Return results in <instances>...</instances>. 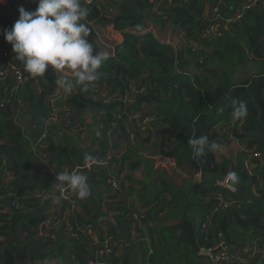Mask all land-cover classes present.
Segmentation results:
<instances>
[{
	"label": "trees",
	"instance_id": "1",
	"mask_svg": "<svg viewBox=\"0 0 264 264\" xmlns=\"http://www.w3.org/2000/svg\"><path fill=\"white\" fill-rule=\"evenodd\" d=\"M103 1V4L93 2L84 6L81 0L88 10L84 21L90 28L88 40L94 51L103 52L95 38V25H111L121 33L122 40L115 44L113 56L109 55L98 70L99 78L95 83L103 88L102 91L76 84L78 92L68 99V103L77 109L93 107L100 110V116L105 117V130L100 127L98 131L106 137L107 143L110 141L108 147L113 142L110 135L115 130L127 131L124 124L130 125L128 116L144 109L146 114L156 116V122L152 123L154 127L158 122L160 127L161 122L170 127L158 133L159 151L174 157L180 167L191 156L188 169H199L201 174L200 183L193 185L192 192L186 197L189 198L188 211L183 213L178 223L163 227L162 237L154 235L158 226L151 228V243L148 247L144 245L147 248L146 263L181 264L179 261L182 256L193 259L191 255L194 253L206 258L198 254L199 246L207 244L214 247L223 242L236 247L251 234L263 237L260 247L264 249V4L255 3L243 8L247 0H161L158 12H154L150 0ZM217 4L219 17L213 21L210 13ZM105 5L110 6L112 12H107ZM21 6L27 11H34L37 3L36 0H0V37L19 18L17 9ZM213 22L214 32L207 33ZM145 27L153 29L147 30ZM165 27L171 29L168 42L159 40L152 33L157 28ZM12 58L13 64L23 66L16 59V53L12 54ZM2 59L5 61V58ZM249 61L257 66L258 72L242 81H235V69ZM186 68L193 69L194 74L185 71ZM3 81L0 85V100L3 102L0 106V208H3L4 213L0 221V264H25L27 260L44 258L49 259L51 264H87L86 257L96 256L94 251L99 241L93 244L89 237L93 232L86 228V237L79 240L69 237L67 225L76 222L80 227L90 224L94 228L98 216L103 212L111 214L116 225L115 213L121 216L131 213L132 218L134 214L137 216L134 221H138L140 215L127 207L130 206L127 199V203L124 202L125 173L113 171V161H108L107 175L100 174L104 181L107 179L108 186L97 192L92 188L91 196L83 199V205H92L86 210L89 209L87 212L93 217L86 221L78 219L77 215L66 211L67 204L64 202L62 209L50 216L55 223L53 229L43 230L38 235L35 226L42 219L40 207L43 201L36 198L34 193L50 191L49 184L53 182V176L50 173L41 176L28 170L41 165V159H49L53 169L59 168L67 156L65 152L70 153L72 149L63 150L57 155L52 153V147L49 146L52 125L47 128L45 138H41V131L35 140L28 143L20 126L14 121V110L22 112L21 107L33 104L31 110L35 114L31 116L35 118L44 99L57 88V72L50 67L43 77L28 74L26 81L18 87L13 72H9ZM131 82L136 87H146L147 93L134 96L128 102H104L100 96L102 93L128 95L131 91L124 90ZM233 100L246 102V117L233 119ZM148 104L151 107L145 109ZM119 111L123 113L116 120L117 129L110 125ZM220 123L229 127L228 134L245 145V149L231 159L219 150L207 148L204 155L195 156L189 141L207 136L209 144L219 145L221 136L227 133L221 136L216 133L214 128ZM133 133L132 138L135 139L136 133ZM152 136V132L147 129L145 140L148 141ZM107 143L104 142L105 145ZM253 152H259L261 156L253 160L255 167L252 169L253 174L249 175L244 159ZM66 163V170L73 171V166ZM77 163L85 166L89 162L81 157ZM98 167L91 166L93 177ZM5 170L10 173L8 182L4 181ZM233 171L237 173L239 181L233 186L234 191H231L220 183L228 172ZM121 174L119 189H112L109 186L110 177ZM228 183L231 184L230 181ZM218 192L231 201L229 207L219 206L215 197ZM179 194L182 193L168 184L161 188L154 196V202L158 203L154 205L155 221L166 218L168 207H171L174 199L176 202L179 198L186 199ZM14 196L20 198L24 211H16L10 205ZM75 198L78 201L80 199L76 194ZM167 198L171 199L168 201ZM145 206L151 207L149 204ZM132 218L129 221H133ZM116 225H98L101 229L99 240L106 235L115 237ZM114 241L111 253L104 255L109 264L118 261L115 256L118 242L116 238ZM166 244L170 248L162 254L160 248ZM179 249H182L180 256L176 254ZM257 256L249 261L253 262Z\"/></svg>",
	"mask_w": 264,
	"mask_h": 264
},
{
	"label": "crops",
	"instance_id": "2",
	"mask_svg": "<svg viewBox=\"0 0 264 264\" xmlns=\"http://www.w3.org/2000/svg\"><path fill=\"white\" fill-rule=\"evenodd\" d=\"M101 28L104 29L105 33H107V40L109 42L113 41V44H111L113 47L116 43L122 40L121 33L115 30L111 25L101 26ZM101 28L97 26L96 30L100 31L102 30ZM146 28L148 29L149 27H145L144 29ZM144 29L141 31H144ZM155 31H159V29L157 28V30H154L152 32L157 38L158 36L155 34ZM109 32L111 33V35L109 34ZM0 59L2 61L0 62V68L7 67L9 61H4L1 55ZM184 70L189 72L191 75L194 74L193 69L187 70L186 68ZM58 78H68L70 80H73L74 86L72 90L70 92H65L57 84V88L55 89V91L46 99H44V101L40 105L39 112H37L35 118L31 116L32 114H35L33 113V110H31V107L34 106L33 104L29 103L30 106L24 105L23 108L21 107V109L23 110L22 112L14 110V121L18 126H20L22 135L25 140L28 141V143L35 140L39 136L41 131L45 130V128L43 127L44 121L49 117L48 115L52 111H57L58 118L60 117L67 121V124H62L61 122L58 123L56 117V121L53 123L49 131V146L52 147V153L54 155L59 154L63 150L70 151L72 149L70 153L65 152V155L67 156L65 157L63 164L59 168L50 170V168L48 167L49 159H41L39 160L41 162V165L30 168L28 170V172L30 173L36 172L38 174H41V176H44L48 173L53 176V182L49 184L50 191H44V194L40 198L43 201L40 207L42 215L41 218L44 216L46 217L54 215L57 211L60 210V207L62 206L60 199V191H58L55 187V183L58 182L55 176H57L58 173L65 171V168L67 167L66 162H69L73 166V171H78L89 177V182L94 192H97L98 190H103L104 187H107V179L104 181V179L100 175L101 173H106L107 175V162L103 163L104 157H96V155H103L104 153L106 154V149L110 150L113 153V157L111 159L114 164V168H112L113 171H122L125 173V179L123 181L125 187V192L123 194V198L125 197L124 202H128L130 206L127 205V207H131L134 213L140 215L138 221L135 222L134 214L133 218L131 213L123 216H121L120 214L118 215V213L114 214L117 221V225L116 227H114V235L116 241L118 242L115 250V256L118 261L115 264H147L145 259V253L147 248H145L144 245H147L148 247L151 243L150 234L153 233V230L151 228L154 226H158V228L154 230V235L162 237V228L172 227L176 225L181 219L183 213L188 211L189 198L186 197L192 192L193 185L200 183L201 174L199 172V169H188L187 166L192 160L191 156L188 157L189 161L186 162V164H184L182 167H180L176 164V160L174 157L167 156L159 151L158 133L160 131L162 133L164 131V128L170 129V127L165 126V124H163L162 122V128L159 125L160 122H158L157 126L155 127L156 133H152L155 135L152 136L151 139H149L148 141L145 140V135L147 133L145 135H143V133H140V128L133 125L127 126V124H124V127L127 131L122 132L121 129L115 130L110 135L113 141L112 145L108 147L106 137L103 134H100V132L98 131L100 127H102L103 131L105 130V128H103V121H105V117L100 116V110L93 107L77 109L71 106L68 103V99L73 94L78 92V87L74 83V77L70 70H62L60 73L57 74V79ZM242 80H237V82ZM133 87H136V85L131 82L127 86V89H125L124 91H131ZM87 88L97 89L99 91H102L103 89L101 86H98L95 82L89 84ZM116 91L119 92V89L117 88ZM36 92H38L37 89ZM150 107L151 104H148L147 106H145V109H148ZM84 122H86L87 125L83 129L82 124ZM131 127L136 133L135 139H130L127 137L126 133ZM215 128L214 130L219 136L227 132L225 133V136H221L219 148L216 149L224 154L227 150V147L223 145L228 144V142H230L232 138V136L228 134L229 127L226 125L224 126L220 123ZM104 142H106L107 144L105 145ZM171 142L174 146L173 141ZM148 146H152L153 149L150 151L145 150V148ZM241 150L243 151V149L236 147V152H239ZM28 151L31 152L29 149ZM73 151H75V153L71 154V152ZM48 154L50 153L48 152ZM86 154H91L95 156L100 161V163L97 164L89 162L85 164V166H79L77 163L78 160L81 157H84ZM226 156H229L228 159H231L232 155ZM123 158H125L124 161ZM92 165L99 166L97 170H95L94 177L91 170ZM187 169L189 172L187 171ZM45 180L47 182V179ZM165 184L177 188L179 192L182 193L179 194V196L184 197L186 199L181 200L179 198L177 202L174 199L171 207H168L167 213L165 215L166 218L164 217V220L159 222L155 221L156 208H154V205H158V203L157 201L154 202V196L161 190V188ZM43 186L44 185L42 184V187ZM143 199H146V201L144 202ZM170 199L171 198H169L168 201ZM83 203V199H79L78 201L77 198H75V209L71 212V214L77 215L78 219L86 221L87 219H91L93 217L92 214L90 215L87 212L90 208H92V205L88 204L85 206L83 205ZM145 204H149L151 205V207L145 206ZM86 208L89 209L86 210ZM128 211L130 210L128 209ZM131 218L133 219V221H129ZM198 220L199 218L197 217V221ZM197 223L198 222H195V224ZM204 231H202L201 233H203ZM92 232L93 233H91L89 237L92 240V243L96 244V242L99 241L98 235L101 234V229L98 226H95L92 229ZM167 233L170 234L169 232ZM206 245L207 244H204L202 246ZM167 248H170L168 244L162 245V247L160 248V252L162 254L167 253ZM176 254L178 256L182 255V249H179V252ZM91 256L92 255L86 257L88 261L87 264L93 263V261L90 259ZM191 256H193V259H187L186 257L182 256L179 263L209 264L208 259L201 258L197 256L196 253H194V255L192 254ZM125 258L127 259L124 260ZM240 264H264V249L260 247V252L257 256V259L253 262L249 261L248 263Z\"/></svg>",
	"mask_w": 264,
	"mask_h": 264
},
{
	"label": "clouds",
	"instance_id": "3",
	"mask_svg": "<svg viewBox=\"0 0 264 264\" xmlns=\"http://www.w3.org/2000/svg\"><path fill=\"white\" fill-rule=\"evenodd\" d=\"M36 3L34 11L19 7L17 9L19 18L11 29L3 31L5 40L12 45V50L16 53V59L22 62L24 71L33 77H43L50 67L57 73L70 70L74 83L87 88L89 84L98 80V70L109 58L107 52L94 51L92 43L88 40L90 28L84 23L88 10L82 5L81 0H36ZM56 83L65 92H70L74 86L73 80L68 78H58ZM232 109L233 119L247 116L248 109L244 101L233 100ZM43 126L45 128L44 124ZM189 144L195 156L204 155L205 148L208 150L219 148L216 143L209 144L207 136L193 138ZM112 157L113 155L106 160L104 156L103 163L110 161ZM84 160L100 163L91 154H86ZM48 166L51 167L50 164ZM55 177L58 181L55 183L58 191L68 188L80 199H86L92 194V186L87 175L65 170ZM226 180L234 186L238 183L239 177L234 171L228 172Z\"/></svg>",
	"mask_w": 264,
	"mask_h": 264
},
{
	"label": "built area",
	"instance_id": "4",
	"mask_svg": "<svg viewBox=\"0 0 264 264\" xmlns=\"http://www.w3.org/2000/svg\"><path fill=\"white\" fill-rule=\"evenodd\" d=\"M84 3V6H87L89 4H92L93 2H96V4H103V0H82ZM220 0L219 2H221ZM152 3V10L154 12H158V8L160 6L161 0H150ZM255 3L264 4V0H247V2L244 4L243 8H249ZM107 8V12H112L111 9H109L108 6H104ZM211 19L214 21L219 17V9L218 4L213 6L210 13ZM99 26V25H98ZM101 28V26H99ZM102 29V28H101ZM1 30V29H0ZM215 30L214 22L210 25L209 29L207 30V33H212ZM101 31V30H100ZM96 35H98L99 31L95 30ZM1 34V31H0ZM101 45V49L103 51V46L106 47L108 50V55L113 56V46L108 42L107 38L104 39L102 42L98 43ZM7 45H11L9 42ZM110 49V50H109ZM104 52V51H103ZM11 67V68H10ZM9 72H13L16 77V83L17 87L19 85H22L26 81V77L29 73L24 71L23 66H16L11 61H9L6 68H0V85L4 82L3 80L7 78L9 75ZM147 93V89L144 86L140 87H133L131 90V93L126 95L125 93L121 95H107L105 93H102L103 101L104 102H110V101H116L123 99L124 101L128 102L130 100H133L134 96L137 95H143ZM3 105V102L0 100V106ZM147 111L143 112V115L140 114V112H136L128 116V122L131 120H136L137 125L140 129H149L152 133L155 132V127L152 125V123L156 122V116L155 115H148L146 114ZM55 117H52L49 115V117L45 120V130L43 131L41 138H45L47 136V128L52 125L56 120ZM120 118L118 114L115 115L114 122H111V126L117 127V119ZM130 124V123H129ZM134 135V134H133ZM41 140V139H40ZM40 140L38 142H40ZM36 145V144H35ZM41 147H44V144L40 145ZM261 154L259 152H253L246 156L244 159V166L247 169V172L249 175L253 174L252 169L255 167V164L253 163V160L260 157ZM111 155L106 156V160L110 159ZM50 168H53L52 166ZM67 168H65L66 170ZM8 175L10 173L5 170L4 172V181L8 182ZM121 175H113L110 177L109 180V186L112 189H119L120 183L119 180L122 179ZM221 185H224V187L228 188L231 191H234V187L228 183L226 178L220 183ZM44 193L42 192H35L34 196L36 198H41ZM218 200V204L220 207H229L231 205V201L226 200L225 196L218 192L215 196ZM19 197L14 196L10 200V205L16 210V211H24L23 204L19 201ZM60 199L64 202H66L67 212H72L75 209V193L71 191L68 188H64L62 191H60ZM63 202V203H64ZM216 208L215 210H217ZM4 213L3 208H0V221H1V215ZM51 216V215H50ZM50 216H44L42 219L36 224L35 231L38 235H41V232L43 230L50 231L55 226V223L52 222V219ZM135 218H137L136 215H134ZM97 225L96 227L102 224H105L106 226L109 225H116L115 219L111 214H107V212H103L98 216L97 219ZM98 226V227H99ZM88 229L89 232L92 231V226L90 224H87L86 227L82 226L80 227L78 223L74 222L73 224H68L66 228V233L69 237H72L76 240H79L81 238L86 237ZM51 236V235H50ZM115 237L112 235H106L103 237V239L97 243V247L95 248V255H92L94 257L95 264H109L108 260L104 258V255H107L111 253L113 245H115L114 241ZM263 239V237L255 234H251L241 245H238L236 247L234 246H227L223 242L219 243L217 246L209 247V246H202L198 249V254L201 256L206 257V259L209 260V264H234L235 262L240 263H248L249 260H253L260 252V242ZM74 256V255H73ZM52 262L49 259H35V260H27L25 264H51Z\"/></svg>",
	"mask_w": 264,
	"mask_h": 264
},
{
	"label": "rangeland",
	"instance_id": "5",
	"mask_svg": "<svg viewBox=\"0 0 264 264\" xmlns=\"http://www.w3.org/2000/svg\"><path fill=\"white\" fill-rule=\"evenodd\" d=\"M148 24H150V23H148ZM96 27L97 26L95 25V30H96ZM150 29H153V28L149 27L147 30H150ZM109 34L111 35L110 32H109ZM155 34L158 36L157 38L160 39L161 41L168 42V34H171V29H170V27H165L163 29H159V31H155ZM106 37H107V33H105L104 29H102L101 31H99L98 35L95 38H96L97 42L100 43L104 39H106ZM7 43L8 42L5 40L4 36H1L0 37V45L2 46L1 47L2 49L0 51V55L2 56V58H5L6 61H12V59H13L12 58V54L14 53V51L12 50V45L8 46ZM109 43L113 44V41H110ZM173 43H176V41H173ZM103 51L104 52H108V50L106 49L105 46H103ZM257 72H258L257 66L254 63H252L251 61H249V62L245 63L244 65L238 66L235 69V71H234V80L235 81L242 80V79H244V78H246L248 76L256 74ZM125 89H127V88H125ZM122 95H123V93L121 94V96ZM100 96H102V94H100ZM119 101H124V100L121 99ZM124 102H126V101H124ZM143 112H144V109L140 112V114L143 115ZM122 113H123L122 111L117 112V114L120 117L122 116ZM49 115L52 116V117H55V115H56L58 123L61 122L62 124H67V121L64 120L63 118H60V117L58 118L57 111H52ZM131 117H132V114H131ZM129 123H130V126L133 125V126H137L138 127L136 120H131V121H129ZM86 125H87V123L84 122L82 124V128L84 129L86 127ZM103 128H105L104 125H103ZM215 129H217V128H215ZM132 131H133V129L131 127L128 130V132L126 133L127 137L130 138V139L133 137V132ZM140 133H143V135H145L147 133V129L146 128L145 129H140ZM154 133H156V132H154ZM153 135H155V134H153ZM231 141H232V143H231ZM231 141L228 142V144L223 145V146L227 147V150L225 152L226 154H224V155L225 156L226 155H232L231 158H234L237 155V153H238V152H236V147H239L240 149H245V145H243L242 143H240L237 140L235 141L234 138H231ZM108 144H110V141H108ZM152 149H153L152 146H148V147L145 148V150H147V151H150ZM106 151H107L106 154L104 153L103 155H96V157L97 156L104 157V156H107V155H113V153L110 150L106 149ZM48 167L50 168V166H48Z\"/></svg>",
	"mask_w": 264,
	"mask_h": 264
},
{
	"label": "water",
	"instance_id": "6",
	"mask_svg": "<svg viewBox=\"0 0 264 264\" xmlns=\"http://www.w3.org/2000/svg\"><path fill=\"white\" fill-rule=\"evenodd\" d=\"M10 68H11V67H10ZM63 202H64V201H63V199H62V200H61V203H62V205H63ZM61 208H62V206H61ZM90 259L93 261V263H92V264H95L94 257H93V256H91V257H90Z\"/></svg>",
	"mask_w": 264,
	"mask_h": 264
}]
</instances>
